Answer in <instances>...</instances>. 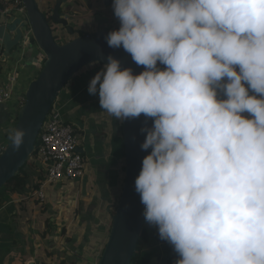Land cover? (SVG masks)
I'll return each instance as SVG.
<instances>
[{"label":"clouds","instance_id":"obj_1","mask_svg":"<svg viewBox=\"0 0 264 264\" xmlns=\"http://www.w3.org/2000/svg\"><path fill=\"white\" fill-rule=\"evenodd\" d=\"M109 54L88 92L143 114L135 191L174 264H264V0H112ZM40 71V70H39ZM151 121V124H149ZM28 130L13 127L19 151Z\"/></svg>","mask_w":264,"mask_h":264},{"label":"water","instance_id":"obj_2","mask_svg":"<svg viewBox=\"0 0 264 264\" xmlns=\"http://www.w3.org/2000/svg\"><path fill=\"white\" fill-rule=\"evenodd\" d=\"M21 1L26 8L25 17L11 15L8 16V21L0 23V63L9 62L14 52L21 48L29 54H33L34 48H37L44 54L45 61L37 77L28 85L24 104L17 114L15 127L28 130L25 145L16 151L10 141L6 147L0 144V190L35 153L42 127L59 95L84 68L96 64L103 66L107 56L111 54L122 61V66L132 67L136 74L143 71L122 48L113 49L107 45L105 36L108 30L82 32L81 36L64 44L57 43L48 17L40 10L38 1ZM69 3L70 0H55L51 18L54 24L61 27V32L76 36L70 26L72 17L62 12L63 7ZM25 27L30 29L32 35L26 45L23 38ZM143 124V114L138 119L122 122L123 187L112 217L109 237L98 264H131L138 248L145 220L144 205L140 203V197L135 191V179L139 175L143 158L151 151L141 149L146 137V133L140 132ZM79 152L85 153L83 149Z\"/></svg>","mask_w":264,"mask_h":264},{"label":"crops","instance_id":"obj_3","mask_svg":"<svg viewBox=\"0 0 264 264\" xmlns=\"http://www.w3.org/2000/svg\"><path fill=\"white\" fill-rule=\"evenodd\" d=\"M74 9L79 10L78 8ZM90 10L92 9L90 8ZM93 11L95 10H92V12ZM81 13H84L83 7ZM73 17L77 18V16ZM7 18L8 17L6 16H1L0 23L8 21ZM102 25V27L100 25L98 26L99 29H86L83 31H110L109 27H107L104 22H102ZM68 41H70V39ZM36 49L37 48H34V50ZM23 50L24 49L21 48L14 52L12 58L6 64L0 63V86L4 87L10 84L13 69L18 74V80L15 84L17 97H15L14 103H10L8 106H0V144L3 147H6L9 143V130L15 127L14 124L16 125L17 115H14L13 110H18L20 108L22 101L25 98L24 94L27 87L36 78V71H38L36 70L34 73L32 72L31 75L27 74L28 71L34 67L33 65H35L34 53L29 54V52ZM102 67V65H93L88 67L85 71L77 74L73 81L65 88L63 94L60 95L56 103L61 111L63 121L75 126L77 133L81 137V149L85 151L84 156L85 158L87 157V170H89L82 182L65 183H70L67 189H74V186L77 184L83 185V182L87 183L86 178L88 176L94 175L99 184L97 189L109 193L110 196L116 194L115 197L119 199L118 196H120L123 182H121V176L119 177V175H117L116 168L120 164V160L121 162L124 160V155H122L121 150H119L123 145L121 135L122 122L116 120L113 116L100 108L98 94L90 95L88 92L90 80L101 70ZM7 126L9 129L7 128L8 130H5ZM31 171L33 172V170ZM34 174L35 176L23 196L26 198L25 200L22 198L13 202H8L4 197H0V264H43L41 255L43 249L40 248L35 251L33 249L36 245L34 241L32 240L29 244L27 240L29 223L26 222L30 219V210H33L34 212L33 221H35L33 223H35V226L37 227L34 236H37V239H40L39 232L41 231L42 212L39 207L43 205L37 201L39 203L38 205L34 199H27L30 196L36 198V192L33 189L37 184V175L35 172ZM51 199H48L46 196L45 204L52 205L50 203L52 202ZM24 203L26 205H23ZM102 205L110 206V200L108 201V199L105 198ZM38 212L39 214H37ZM85 212H83V214L89 215L87 216V218L90 217V220L88 219L89 221L94 220L93 218L95 217L93 216L95 215H93V212ZM49 213L52 214L51 212ZM100 220L101 216H99V219H96L98 224L100 223ZM100 225L97 226L99 227ZM97 226L92 225V228L96 229ZM145 228L148 234V241L145 244L144 253L150 257V264H161L166 258L173 259L176 257L172 247L166 241H162L159 238L156 228L147 223ZM45 251L47 252V250ZM45 256L48 258L47 263L51 261L53 256H58L59 260L61 258L59 252H47V255Z\"/></svg>","mask_w":264,"mask_h":264},{"label":"rangeland","instance_id":"obj_4","mask_svg":"<svg viewBox=\"0 0 264 264\" xmlns=\"http://www.w3.org/2000/svg\"><path fill=\"white\" fill-rule=\"evenodd\" d=\"M52 1L53 0H39L38 3H40V10L45 12L46 10L51 9L53 3ZM74 1L75 0H70L69 5H65L62 9V12L72 17L70 26L75 32H77L78 30L86 29L95 30L99 25L101 27L103 26L102 22H104L105 25L109 27V30L119 28V22L114 17L113 10L98 9L92 12V10H90V4L87 0H82V2L85 3H83L84 7L82 6L84 13H81L79 17L74 18L73 14L75 12L73 11V9L80 8L79 6L75 5ZM48 12H50V10ZM54 26L59 27L57 24ZM23 31L27 32L28 28L25 27ZM54 34L55 40L59 44H63V41L67 38L72 40L75 37L67 32H64L61 37L57 35V33ZM35 71L37 77L39 68L35 66L32 67V69L28 71L27 74L31 75L32 72L34 73ZM19 110L20 109L13 110L14 115H17ZM7 128L8 126L5 128V130L9 129ZM121 166L122 162L120 160V164L116 168V172L119 177L121 176L120 179L122 180L123 177ZM86 179L87 183L83 182V185L81 186H78L79 184H77L76 186H74V189H67L70 183L48 185L44 188V192L47 198H52V202H50L52 205L46 204L45 206L48 208V213H52H49V216L53 218L51 220V223L56 225V230L47 239L43 240L41 237L40 239H37V236H34L37 231V227L35 226V223H33L35 221H33L34 214H30L29 217L32 222L31 224L26 220V223H29L27 240L29 244L30 242H32V240L34 241L36 245L33 247V249L35 251L40 248L43 249V251H41L43 264H62V260H64L66 264H98L99 259L102 255V251L104 249V237L108 240L110 233L112 223L111 211L114 209V205L116 202H118V199L115 197L116 194L110 196L109 193H101L102 191L97 189L99 184L97 183L98 181H96V176L90 175ZM105 198L110 200V206L102 205V202L104 203ZM85 211L89 213L93 212V215H95L93 217L95 218H92L94 220L89 221L90 217L87 218V216L89 215L83 214V212ZM37 214H39V212ZM99 216H101V220L98 224L96 219H99ZM44 221L45 216H42V228ZM92 225L100 226H97L96 229H93ZM100 233L104 234V237L101 236V240ZM45 250H47V252H59V255L61 256L60 260L58 256H53L51 261L47 263L48 258L45 256L47 255V252Z\"/></svg>","mask_w":264,"mask_h":264},{"label":"built area","instance_id":"obj_5","mask_svg":"<svg viewBox=\"0 0 264 264\" xmlns=\"http://www.w3.org/2000/svg\"><path fill=\"white\" fill-rule=\"evenodd\" d=\"M11 15L25 17L26 8L23 2L21 0H0V17ZM31 37L30 29L24 32V45L29 44ZM33 53L34 66L41 70L45 61L44 54L38 49ZM17 76L18 74L13 69L10 84L4 87L0 86V106L14 103L15 97H17L15 91ZM23 104L24 99L20 108ZM81 148L82 141L76 127L63 121L61 111L55 104L42 127L35 149L36 163L39 164L44 174L40 189L35 193L36 199L41 205L46 202L44 192L46 186L79 182L86 176L87 159L84 154L79 152Z\"/></svg>","mask_w":264,"mask_h":264},{"label":"trees","instance_id":"obj_6","mask_svg":"<svg viewBox=\"0 0 264 264\" xmlns=\"http://www.w3.org/2000/svg\"><path fill=\"white\" fill-rule=\"evenodd\" d=\"M88 2L90 3V8L92 10H95V11L98 10V9L99 10L112 9V0H88ZM74 3H75L76 6H79L80 8H78L79 10L73 9V11L75 12L73 14V16L79 17L81 15L82 6L84 7V4H83L82 0H75ZM54 5H55V0L52 3V8L49 9L50 12H48L49 10H46L44 13L48 17V21H49L50 26L53 29V33H57V35H59L61 37V35L64 34V32H61L60 31L61 30V27L60 26L59 27H55L54 26L56 24L53 23L52 18H51V13H52V9H53ZM82 32H83V30H78L76 32V36L75 37L81 36L82 35ZM54 36H55V34H54ZM68 40H69L68 38L66 40H64L65 42L63 41V44L66 43ZM96 65L101 66L99 64H96ZM87 68L88 67L84 68L82 71H85ZM70 83H68L66 85V87ZM65 88L63 89V91L61 92V94H63ZM60 95H59V97H60ZM24 101H25V98H24ZM56 103H57V101H56ZM16 120H17V118H16ZM121 127H122V124H121ZM119 150H121L122 155H124V153H123V145H122V147H120ZM30 169L33 170V172ZM121 169H122V176H123L122 182H123L124 181V160L122 161V167H121ZM34 172L37 175V177H36L37 184H36V186H35V188L33 190L36 192V191L39 190V186L41 185V183H42V181L44 179L43 171L40 168V166L36 163V152L32 155V157L27 162V164L22 169H20V171L17 173V175L12 180H10L0 190V197H2V198L4 197L5 200L8 201V202H13V201H16V200L22 199V198H23V200H25L26 198L23 197V196H24L26 190L28 189V186H29L30 182L32 181V179L35 176ZM82 180L80 182H82ZM80 182H78V183H80ZM80 185L81 184H79L78 186H80ZM101 193H103V191ZM7 196H9V197H7ZM27 199H34L37 202V200H36V198L34 196H30ZM37 204L39 205L38 202H37ZM23 205H26V204L24 203ZM45 205L46 204H44L43 206L39 207L40 208V211L42 212V216H45V221L43 223V228H42V225H41V231L39 232L40 237L43 240L44 239H47L49 236H51V234H53L54 231L56 230V225H54V224L51 223L52 222L51 220L53 218L49 216L48 209H47V207ZM116 207H117V202L114 205V209L111 211V218L115 214ZM29 213L30 214H32V213L34 214L33 210H30ZM28 222H30V224H31L32 223L31 222V219ZM145 226H146V222H145V225H144V228H143V231H142L140 240H139V244H138L137 251L135 253V256L132 259L131 264H150V262H151L150 257H148L144 253V247H145V244L148 241V234H147V231H146ZM101 236L104 237V235H102L100 233V240H101ZM104 240H105L104 241V247H105L106 242H107V238L105 239V237H104ZM176 258L177 257H174L173 259L166 258V259L163 260V262L161 264H174V261H175ZM62 264H66V262L64 260H62Z\"/></svg>","mask_w":264,"mask_h":264}]
</instances>
